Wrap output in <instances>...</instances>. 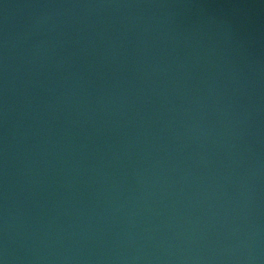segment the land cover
Listing matches in <instances>:
<instances>
[{
	"label": "water",
	"instance_id": "obj_1",
	"mask_svg": "<svg viewBox=\"0 0 264 264\" xmlns=\"http://www.w3.org/2000/svg\"><path fill=\"white\" fill-rule=\"evenodd\" d=\"M0 264H264V120L0 40Z\"/></svg>",
	"mask_w": 264,
	"mask_h": 264
}]
</instances>
